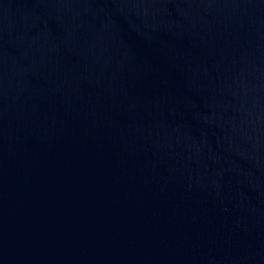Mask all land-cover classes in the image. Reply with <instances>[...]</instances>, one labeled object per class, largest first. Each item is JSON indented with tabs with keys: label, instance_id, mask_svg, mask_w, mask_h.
I'll list each match as a JSON object with an SVG mask.
<instances>
[{
	"label": "water",
	"instance_id": "obj_1",
	"mask_svg": "<svg viewBox=\"0 0 264 264\" xmlns=\"http://www.w3.org/2000/svg\"><path fill=\"white\" fill-rule=\"evenodd\" d=\"M0 264H264V0H0Z\"/></svg>",
	"mask_w": 264,
	"mask_h": 264
}]
</instances>
